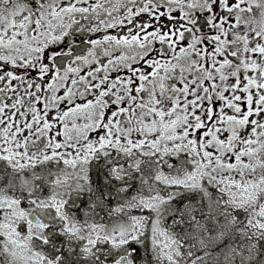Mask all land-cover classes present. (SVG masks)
Instances as JSON below:
<instances>
[{"label":"snow or ice","instance_id":"snow-or-ice-1","mask_svg":"<svg viewBox=\"0 0 264 264\" xmlns=\"http://www.w3.org/2000/svg\"><path fill=\"white\" fill-rule=\"evenodd\" d=\"M0 264H264V0H0Z\"/></svg>","mask_w":264,"mask_h":264},{"label":"flooded vegetation","instance_id":"flooded-vegetation-1","mask_svg":"<svg viewBox=\"0 0 264 264\" xmlns=\"http://www.w3.org/2000/svg\"><path fill=\"white\" fill-rule=\"evenodd\" d=\"M115 31V30H114Z\"/></svg>","mask_w":264,"mask_h":264}]
</instances>
